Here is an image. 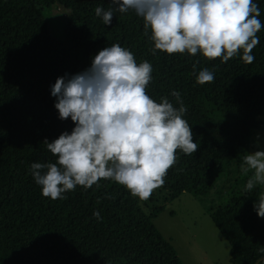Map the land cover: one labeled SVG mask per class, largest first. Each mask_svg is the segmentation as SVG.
I'll return each mask as SVG.
<instances>
[{"label": "trees", "instance_id": "obj_1", "mask_svg": "<svg viewBox=\"0 0 264 264\" xmlns=\"http://www.w3.org/2000/svg\"><path fill=\"white\" fill-rule=\"evenodd\" d=\"M255 2L264 24V0ZM98 5L115 7L111 0H0V264H183L153 223L162 207L147 214L126 187L103 178L53 200L41 194L29 171L32 162L54 163L43 141L74 126L58 118L50 85L58 76L86 69L103 47L119 44L137 63L149 61L153 71L146 93L178 107L170 94L175 89L187 108L183 118L199 146L191 155L176 150V163L154 189L168 201L183 193L209 195L232 162L244 164L251 133L260 128L264 27L256 33L251 63L241 59L242 51L222 62L199 52H153L142 17L132 10L114 12L105 25L95 15ZM54 6L66 15L61 40L49 31ZM203 68L214 73L211 83L196 82ZM251 175L241 170L209 211L230 247V264L264 263V218L253 208L263 184L246 190Z\"/></svg>", "mask_w": 264, "mask_h": 264}, {"label": "clouds", "instance_id": "obj_2", "mask_svg": "<svg viewBox=\"0 0 264 264\" xmlns=\"http://www.w3.org/2000/svg\"><path fill=\"white\" fill-rule=\"evenodd\" d=\"M114 8L96 6L95 15L105 25L113 13L129 10L142 17L150 30L152 51L168 54L198 52L222 62L241 53L246 63L254 60L251 50L259 43L256 33L264 27L255 0H111ZM195 67V66H194ZM152 65L137 63L133 53L119 44L105 46L90 65L74 74L58 76L50 85L58 118L70 119L71 131L43 142L56 157L53 162H32L29 171L41 194L63 199L66 191L84 189L109 179L126 187L133 196L147 200L164 184L167 170L177 161L176 150L191 155L199 145L193 140L187 111L180 92L154 101L145 91L152 79ZM214 80L207 68L199 70L196 82ZM244 172L252 171L245 189L264 184V149L243 157ZM264 217V193L253 205ZM93 216L102 219L99 211ZM264 252V248L260 249Z\"/></svg>", "mask_w": 264, "mask_h": 264}, {"label": "rangeland", "instance_id": "obj_3", "mask_svg": "<svg viewBox=\"0 0 264 264\" xmlns=\"http://www.w3.org/2000/svg\"><path fill=\"white\" fill-rule=\"evenodd\" d=\"M63 16L66 15L59 7L52 8L49 31L58 40L62 38ZM258 121L260 128L251 133L249 152L264 149V115ZM241 170L239 161L232 162L204 198L183 193L177 199L168 201L167 194L157 190H153L147 200L134 196L147 214L155 208H163L153 223L161 235L171 242L183 264H230V247L213 225L209 211L219 205Z\"/></svg>", "mask_w": 264, "mask_h": 264}, {"label": "crops", "instance_id": "obj_4", "mask_svg": "<svg viewBox=\"0 0 264 264\" xmlns=\"http://www.w3.org/2000/svg\"><path fill=\"white\" fill-rule=\"evenodd\" d=\"M259 264H264V263H259Z\"/></svg>", "mask_w": 264, "mask_h": 264}]
</instances>
